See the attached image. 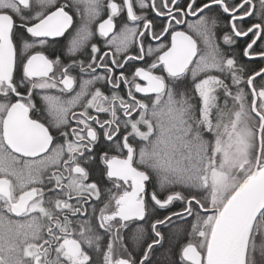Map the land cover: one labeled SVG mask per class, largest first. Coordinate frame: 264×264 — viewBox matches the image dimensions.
<instances>
[{"label":"snow or ice","instance_id":"6c2138e0","mask_svg":"<svg viewBox=\"0 0 264 264\" xmlns=\"http://www.w3.org/2000/svg\"><path fill=\"white\" fill-rule=\"evenodd\" d=\"M173 217L166 264H264V0H0V264H153Z\"/></svg>","mask_w":264,"mask_h":264},{"label":"flooded vegetation","instance_id":"af4514ba","mask_svg":"<svg viewBox=\"0 0 264 264\" xmlns=\"http://www.w3.org/2000/svg\"><path fill=\"white\" fill-rule=\"evenodd\" d=\"M61 2H63V0H61ZM154 16V13L152 14ZM106 18V17H105ZM79 19V17H77V20ZM189 21H194L196 19V17H188L187 18ZM178 30H186V25H177L176 26ZM71 31V30H70ZM215 33H216V38H217V43H219L221 45V47L224 50H229V46L228 45H224L223 44V40H222V36L224 33L229 31V27H228V17L226 14H223L221 16L218 17V22H217V27L214 29ZM62 39L63 38H59ZM169 38H165V42H167ZM247 38H240V40L238 41V43L234 46H232V49L234 50H230L229 51V55L231 56H235L238 64L243 65V66H249V67H254L256 65H258L260 67V61L257 60L255 62H250L246 57L243 56L242 54V49L244 47V40H246ZM21 40V47H22V43L24 40V37L20 38ZM148 40L151 43V46L155 47L159 41H153L151 40V37L148 38ZM92 41H97L98 42V46L103 48V39L100 38L98 36V34L94 35L92 37ZM92 41H90L89 43H91ZM29 42H31V38H29ZM90 50V49H89ZM107 50V49H105ZM45 53L47 55H49L50 58H57L60 57L62 60H68V55H67V41H64V45L60 46V45H56V44H52L50 43V45L46 46L45 49ZM77 56L82 58V59H86V57L82 56L80 53H77ZM69 63H71L70 60H68ZM138 64H143L142 61H138ZM120 71V70H117ZM95 74H100L103 75V69H97V73ZM93 74V75H95ZM72 75L77 76L78 80L80 79H88L89 76L85 75V74H81L79 72V68L77 67L74 71H72ZM97 86H100L102 88V90L107 92V88L110 86H105L104 82L101 81L98 83ZM121 89H124V86H121ZM23 92V89H20ZM78 90V88L76 89ZM70 95V94H69ZM37 103H40V98L39 96H37ZM42 106V105H41ZM101 118H103L104 114H100ZM74 126V124H73ZM103 140H101V144L98 145L97 151L100 150V148L103 146ZM102 167V166H101ZM90 179L92 181H95L98 183L99 187L101 188L102 193H106L107 190L109 188H111V182L108 181L106 178H104L99 171L97 170H93L92 174L90 176ZM149 191L152 190V185L150 184L148 186ZM93 203H98L93 201ZM102 206V205H101ZM85 207H88L87 205ZM182 209V205L179 202L174 203L172 206H170L169 209L167 210H158L155 212V214L153 215L151 213V211L149 212V216L146 217V219L144 221H130L128 222V227L125 229L121 230L122 235H124L126 237V243L130 246V250H132L134 252V254L137 256V259H139V254H140V247L138 244H136L132 239H131V235L138 229V228H143L145 231L146 235H150L151 233V229H150V222L151 220L157 218V217H164L165 215L170 214L172 211H180ZM90 211V209H89ZM185 219H188L187 217L185 218H180V217H173V220L170 224L176 222V221H183ZM168 226V225H167ZM167 226H160V230L163 233L164 237H165V233H166V227ZM101 234L103 235V230H100ZM102 244L104 243L103 241L101 242ZM164 243V241L159 244L156 245L152 255H151V260L153 262V264H162L160 260V252H161V246Z\"/></svg>","mask_w":264,"mask_h":264},{"label":"trees","instance_id":"16d2710c","mask_svg":"<svg viewBox=\"0 0 264 264\" xmlns=\"http://www.w3.org/2000/svg\"><path fill=\"white\" fill-rule=\"evenodd\" d=\"M246 69L245 75L248 74V71L252 68H259L258 65L254 67L244 66ZM190 219L191 217H187ZM185 219L183 221H176L172 224H169L165 229V239L162 244L161 252H160V260L162 264H166L167 261H175L178 260V253L180 250L181 244L185 243L188 238H190L187 234L190 233V224ZM192 219V218H191ZM193 239V237H191ZM197 238H194L193 241H196Z\"/></svg>","mask_w":264,"mask_h":264},{"label":"rangeland","instance_id":"374dc122","mask_svg":"<svg viewBox=\"0 0 264 264\" xmlns=\"http://www.w3.org/2000/svg\"><path fill=\"white\" fill-rule=\"evenodd\" d=\"M191 218H192V217H191ZM191 218L188 219V220L185 221V222H188V223H189V222L193 221V218H192V219H191ZM189 224H190V223H189ZM193 239H194V237H193ZM194 242H195V240H194ZM257 258H259V251L257 252Z\"/></svg>","mask_w":264,"mask_h":264}]
</instances>
